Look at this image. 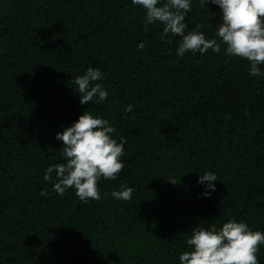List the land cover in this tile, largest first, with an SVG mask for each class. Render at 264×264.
<instances>
[{"label": "trees", "instance_id": "16d2710c", "mask_svg": "<svg viewBox=\"0 0 264 264\" xmlns=\"http://www.w3.org/2000/svg\"><path fill=\"white\" fill-rule=\"evenodd\" d=\"M191 6L185 32L218 39L219 6ZM144 17L132 0H0V264H179L194 227L264 233V76L223 45L177 56L181 38ZM89 67L108 97L82 105L72 81ZM86 110L126 142L87 203L43 178L65 162L56 133ZM121 184L128 201L112 196Z\"/></svg>", "mask_w": 264, "mask_h": 264}, {"label": "clouds", "instance_id": "9594fccd", "mask_svg": "<svg viewBox=\"0 0 264 264\" xmlns=\"http://www.w3.org/2000/svg\"><path fill=\"white\" fill-rule=\"evenodd\" d=\"M207 8V4L219 6L220 23L216 38L207 39L201 31L185 32L186 14L192 11L191 0H132L133 5L141 6L145 11L144 31L148 25H162V38L171 34L180 37L176 55L182 57L186 52L201 55L211 49L215 53L225 46L229 57L246 59L250 63V76H264V0H198ZM171 43V41H168ZM145 45H138L142 50ZM104 74L99 68L89 67L83 75L73 78L80 103L89 104L105 101L107 91L101 83ZM126 111H132L128 105ZM116 129L109 121L94 117L87 110L70 127L56 133V139L62 142L59 149L64 163L51 165L45 169L44 180L51 182L54 191L63 196L69 189L81 202L101 198L98 181L115 180L124 168L121 157L124 155L125 141L113 138ZM53 173L55 174L53 176ZM176 184L175 180H168ZM217 176L213 172L199 175L198 183L206 189L203 195L208 197L215 191ZM121 191L112 192L119 200L128 201L134 189L121 184ZM41 196L47 195L41 192ZM186 244L189 251L179 256V264H259L257 253L264 245V233L251 231L244 222L229 220L222 227H194Z\"/></svg>", "mask_w": 264, "mask_h": 264}]
</instances>
